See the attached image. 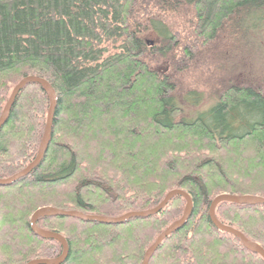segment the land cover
<instances>
[{
    "label": "trees",
    "instance_id": "trees-1",
    "mask_svg": "<svg viewBox=\"0 0 264 264\" xmlns=\"http://www.w3.org/2000/svg\"><path fill=\"white\" fill-rule=\"evenodd\" d=\"M262 40L264 0H0V116L25 76L45 78L57 97L42 162L0 186V264L61 254L31 229L39 207L117 217L173 189L193 212L149 264H264L209 217L218 194L264 196V77L250 67ZM231 57L241 58L230 68ZM241 68L253 75L238 77ZM49 106L40 84L21 90L0 129L1 178L36 157ZM185 205L178 195L120 224H37L66 238L62 264H142ZM216 216L264 247V204L222 202Z\"/></svg>",
    "mask_w": 264,
    "mask_h": 264
},
{
    "label": "water",
    "instance_id": "water-1",
    "mask_svg": "<svg viewBox=\"0 0 264 264\" xmlns=\"http://www.w3.org/2000/svg\"><path fill=\"white\" fill-rule=\"evenodd\" d=\"M30 83H37L42 86V88L47 93L50 106L47 115V122L44 131V135L39 147V151L34 158L24 169L19 171L18 173L8 177V178H1L0 177V186H10L20 178L27 176L30 174L34 169H36L40 163L42 162L52 136V126L53 120L55 116V110L57 105V97L53 87L50 85L49 81L45 78H41L34 75L25 76L22 78L13 88L8 101L6 102L2 114L0 116V129L1 127L7 122L9 115L11 113V109L16 101L17 96L21 92V90ZM183 196L186 199V205L184 208L183 215L180 219L173 222L169 227H167L163 232H161L158 237L155 239L153 244L146 250L142 264H149L150 259L152 258L153 254L157 251L160 247L162 242L172 233L178 231L182 227L185 226L188 219L192 215L193 212V200L191 196L182 189H173L170 190L162 201L155 207L147 210H140V211H131L127 212L121 216L117 217H108L102 216L97 214H87L78 210H66L60 209L53 206H42L37 208L32 215L30 216V226L31 229L38 235L43 238L47 239H55L62 245V252L59 256L54 258H35L29 260L26 264H62L66 261L68 254H69V244L66 238L52 230H46L38 226L37 221L42 217L47 216H60V217H71L77 218L82 221L86 222H100L103 224H120L126 222L132 218H147L159 213L175 196ZM222 202H231L237 204H264V196H258L253 194H244V195H236L230 193H221L216 195L210 203L209 206V217L211 222L221 231L233 234L236 236L240 242L243 244L245 248L248 250L258 253L260 256L264 258V247H262L259 243L250 240L247 238L241 231L235 229L232 226L223 224L220 222L216 216V208Z\"/></svg>",
    "mask_w": 264,
    "mask_h": 264
},
{
    "label": "rangeland",
    "instance_id": "rangeland-1",
    "mask_svg": "<svg viewBox=\"0 0 264 264\" xmlns=\"http://www.w3.org/2000/svg\"><path fill=\"white\" fill-rule=\"evenodd\" d=\"M262 43H264V40H262ZM262 50V49H261ZM256 51H258V47L256 48ZM264 51V50H263ZM252 55V54H251ZM255 57V56H254ZM238 58H241V57H238ZM238 58L237 59H235V58H233V57H231V59L229 60V62H228V66L230 67H233L237 62L239 63V61L240 60H238ZM260 60H262V61H260ZM255 61H257V62H255L254 64L253 63H251V65H250V67L252 66V65H256L257 67L259 66V68H258V70H261L262 69V71H260L259 73V76H260V78H263L264 77V58L262 57L261 59H260V57H258V56H256L255 57ZM262 62V63H261ZM238 63H237V65H238ZM242 65H244L245 64V62H242L241 63ZM248 63H246L245 65H247ZM230 67V68H231ZM244 69L243 68H241V69H238V71H237V73H239L238 74V77L240 76V77H243V79H244V77L246 76V74H247V72L248 73H253L252 71H250V70H248L247 69V71L245 72L246 74H244V73H242V71H243ZM250 74V75H251ZM253 75V74H252ZM254 76H256V74L254 73ZM250 77H252V76H250ZM246 78V77H245ZM249 80V79H248ZM208 96H210L209 95V93H208ZM208 96H206V98L208 97ZM209 100V99H208ZM210 100H212V99H210ZM205 102H206V99H205ZM208 102V101H207ZM211 103H209V104H207L206 106H208L209 107V105H210ZM205 106V107H206ZM12 142L14 143L15 141H14V139L12 140ZM21 171V170H20ZM18 173V172H17ZM16 174V173H15ZM4 178H8V177H4ZM157 206V205H156Z\"/></svg>",
    "mask_w": 264,
    "mask_h": 264
},
{
    "label": "bare ground",
    "instance_id": "bare-ground-1",
    "mask_svg": "<svg viewBox=\"0 0 264 264\" xmlns=\"http://www.w3.org/2000/svg\"><path fill=\"white\" fill-rule=\"evenodd\" d=\"M54 258V257H53Z\"/></svg>",
    "mask_w": 264,
    "mask_h": 264
}]
</instances>
